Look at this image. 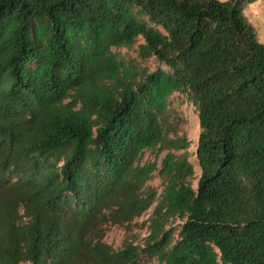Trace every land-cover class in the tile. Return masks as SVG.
<instances>
[{"label":"trees","instance_id":"1","mask_svg":"<svg viewBox=\"0 0 264 264\" xmlns=\"http://www.w3.org/2000/svg\"><path fill=\"white\" fill-rule=\"evenodd\" d=\"M255 1L0 0V264H264Z\"/></svg>","mask_w":264,"mask_h":264},{"label":"rangeland","instance_id":"2","mask_svg":"<svg viewBox=\"0 0 264 264\" xmlns=\"http://www.w3.org/2000/svg\"><path fill=\"white\" fill-rule=\"evenodd\" d=\"M248 8V7H247ZM247 10V14L252 17L256 23L257 31H258V38L260 41H264V25L261 24L259 16L264 11V5H260L257 9L249 7ZM122 54H133V50H128L126 48L120 49ZM174 105L176 106L177 110L180 112L183 120H182V129L187 133L189 138L192 140V146L190 150L195 149L196 140L199 133V126H198V117L193 108L189 106L186 101L185 97L182 95H175L174 96ZM164 154V152L159 155L160 157ZM156 156L154 152H146L144 158L153 160ZM160 178L158 176H154L148 184L157 188V190L161 189L160 185ZM153 205L145 211L140 217L134 219L129 224L125 225H118V224H107L105 226L104 237L103 241L112 245L113 247H118L123 239L132 240L136 243L141 242L142 238L147 234L148 228V219L151 215ZM154 264V263H151Z\"/></svg>","mask_w":264,"mask_h":264},{"label":"crops","instance_id":"3","mask_svg":"<svg viewBox=\"0 0 264 264\" xmlns=\"http://www.w3.org/2000/svg\"><path fill=\"white\" fill-rule=\"evenodd\" d=\"M262 4L264 5V0H256L255 2L249 4L247 7L257 9ZM247 7L246 9H248ZM245 12H246V15L250 18V20L256 25L254 19L247 14V10H245ZM259 19H260L261 24L264 25V11H262V13L260 14Z\"/></svg>","mask_w":264,"mask_h":264}]
</instances>
